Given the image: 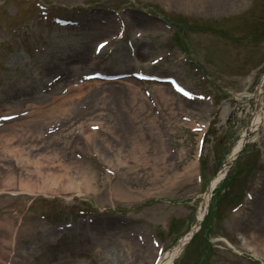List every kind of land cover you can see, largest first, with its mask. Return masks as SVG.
Masks as SVG:
<instances>
[{"label": "rangeland", "instance_id": "374dc122", "mask_svg": "<svg viewBox=\"0 0 264 264\" xmlns=\"http://www.w3.org/2000/svg\"><path fill=\"white\" fill-rule=\"evenodd\" d=\"M3 0H0V3ZM43 1V0H42ZM50 4H54V0H45ZM44 1V2H45ZM9 2V3H7ZM33 3L36 1H32ZM30 4H33V3ZM58 3H63L64 1L56 0ZM69 2V1H68ZM141 2L146 3V0H141ZM208 2V1H207ZM251 0H210V3H200L193 4L191 2L189 4L190 13L193 18V21L196 23L201 22L202 20L199 18H210V17H222L226 15H232L241 12L243 9L247 8V4H250ZM6 6L10 4H26V0H6ZM84 3L87 4V1ZM151 4H162L159 3V0H150ZM101 4H107L106 6L113 4L112 2H103ZM255 4H259V7L250 8L247 11L251 12L243 17H247L250 15V18L246 20H240L231 17L224 18L220 23L219 21L212 20L210 23L213 28H218V30L214 31L213 36L215 38L221 37V34L218 31H221L222 34H227L231 31L239 32L242 31L244 35L241 39L240 37H236L238 34H231L232 37L224 39L226 41L225 49H230L232 52L231 63H236L237 67H243L244 63L240 61L243 59L245 52L251 47L254 48L249 55L248 59H252L254 62V66H250L251 69L247 72H251L250 74H226V77H221L219 74H214L212 79V84L207 83L206 88L213 93L210 98L213 100V105H211V99L205 101L206 105L203 107L204 111V122L211 123L210 133L206 135L204 147L206 146L205 152L199 161V164L195 166H203L205 169V174L207 178H212L216 171L224 164L227 159L229 152L231 151L234 144L239 140L241 134L243 133V128L248 127L251 123V113L255 110L254 102L251 103V106H248V97L253 91V87L256 82L260 79V76L264 72V0H255ZM49 5V4H48ZM174 8H182L180 4H168L166 9ZM18 10V7L15 11ZM155 15V14H154ZM146 16V15H145ZM159 17V15H155ZM28 17V16H27ZM147 18V17H146ZM162 21L163 19L159 17ZM157 18L151 17V25L158 26L160 20ZM7 18H3L0 16V99L6 97L9 89L12 85L15 84V78L17 79H28L30 78L32 82L38 83V80L34 77V74H41L45 71L46 65L50 62H56L59 65H67L71 63L72 52L74 51L73 47L70 45H65L67 37L58 38L55 34L57 31H61L58 28H45L40 26H34V29H39L41 31H46L50 34L48 39H41L38 36V30H33V28H27V33L29 34V38L34 46H46L44 50L38 55H33L30 57V60L26 63H20L24 56L17 58L18 55L10 56L12 52H6L8 48L9 42L5 45L4 42H7L10 37H15L16 35H11L9 33V28L14 26L15 24L11 22L10 24H5ZM145 21L143 20H134L130 17V26L129 32L130 37L133 39L132 34L134 30L144 29H154L155 27H146ZM174 27L175 24L170 21ZM190 23V22H188ZM132 24H136L132 28ZM204 25V24H201ZM195 27L197 25H194ZM219 26V27H218ZM109 27H103L101 29L99 26H88L87 32L88 34L98 33L105 35L109 32ZM21 30V28L17 29V31ZM183 36L185 40H188L192 37V35L188 34L187 29H182ZM175 38L181 39L180 35H176ZM71 41H75V38L71 36ZM193 44V54L196 59L200 62H204V59L208 58H218L215 49L214 42L212 39L201 36L198 33H195L192 37ZM85 42L92 43L94 42L93 37H86ZM142 40H145L142 38ZM141 40L136 41V43ZM259 42V46L257 45ZM58 44H64L63 47H59ZM149 45V43H148ZM121 46L128 50L126 44L121 43ZM4 52H6L4 56ZM193 56V55H192ZM146 57L143 59L145 60ZM251 60H249L246 64L245 69L250 65ZM186 65V64H185ZM147 61L143 62H135L133 69L137 67H146ZM173 64L171 61L165 62L161 65V68L157 70L159 73H163V70H170ZM173 71L171 74L175 75L178 72L179 78L192 86L193 89H197L199 83L195 75L190 73L187 69V65L185 67H179L175 69L173 66ZM7 75V77L3 74ZM164 74V73H163ZM253 74V75H252ZM253 76V77H252ZM39 79V78H38ZM252 81V84L250 82ZM118 85V84H116ZM201 85V83H200ZM199 85V89L200 88ZM203 85V84H202ZM201 85V87H202ZM108 87L109 85L106 84ZM250 86L249 92L246 87ZM140 87L147 88L148 90H152V85L150 83H144L140 85ZM116 89V87H114ZM48 94V92H47ZM239 94L240 96H237ZM120 103V101L118 102ZM228 103V105H227ZM226 105L228 107L229 113L226 116V120L222 116V106ZM116 106L118 104L116 103ZM202 105H197L194 109L200 108ZM189 109V108H185ZM194 109H191L194 111ZM152 111V110H151ZM146 110H144L143 114H139V117L146 116ZM201 113V112H200ZM117 117L120 116V113L116 114ZM124 126L130 124L133 125L134 120L130 119L127 116H122ZM164 118L161 119V121ZM173 120V121H171ZM168 124H163L160 126L161 129L165 128L169 130L170 137L168 140L171 143L172 150H175L174 154L169 153L171 156L168 159V163L174 166V169L171 170V175H169L168 179L172 178L176 172L183 169V166L191 163L194 160V152L196 147V138L199 133H191L188 129V125L182 122H178L174 119H171ZM135 125V124H134ZM139 129L143 132H146L144 126H140ZM212 129L216 131V133H212ZM112 132H110L111 134ZM100 135V134H98ZM144 135V137H146ZM249 142L245 144L243 149L240 151L237 158H235L231 166L228 169L227 175L228 180L226 181V185L228 189H232L230 194L228 191L214 206L216 210L212 212L210 215L213 217L212 219V233H208L206 235V245L210 250V254L207 256L206 262V254L207 251L202 247L197 253L194 254L193 258L189 260L192 256L193 251L199 247L200 243L203 241L205 234L210 228L209 222L206 221L202 230L197 233L192 240L190 246H187L184 257L181 255L179 259L176 260L175 264H236V262L245 263V264H257L256 261L253 260L249 252L247 251L248 259L245 257V249L241 248L240 244H238V240L236 239V234L240 231L246 229L248 227H255L254 229L259 233L264 231V220L262 221V216L264 215V188L257 190L253 193L254 200L251 203L245 205L244 208L240 209V214L237 212L236 218L232 215H226L223 211V203H225V210L228 207H231L236 201L244 200L243 192L244 186L246 184L251 185L255 179L261 181L264 179V120L260 125L254 127L253 130L249 133ZM166 149V148H165ZM136 152L134 154L139 159V171L138 177L134 182L131 183V177H124L123 183L131 188H134L135 191H143L145 194L141 196V199L136 202H123L115 201L112 205L107 204V202H90V203H81L78 207H87L94 208L96 206L106 207L109 212L116 213L118 211L122 216H126L127 214H132L134 216H138V219L135 220L136 223L140 222V227L142 230L135 231L136 234L140 233L142 236V241L150 240L153 235L159 237L161 241L167 244V246H171L174 241L179 237L180 233L184 230L188 229L193 223H195L196 217L198 216L199 210L198 207L204 203V188H198L195 184L194 176L185 177L181 180L174 181L172 185L168 186L167 181L160 182L155 184L152 180V165H153V156L150 155V150L147 145L141 144L138 148H136ZM167 151V149H166ZM168 154V152H166ZM183 154V156H181ZM195 161V160H194ZM86 162H90L94 166H103V162L100 159H96V157H87ZM149 162V165L146 163ZM174 162H178V164H173ZM263 162V163H262ZM179 166H181L179 168ZM179 168V170L177 169ZM196 167L193 169L195 171ZM160 175H164L163 169L159 167ZM131 184V186H130ZM135 184V186H133ZM226 185H223L225 188ZM264 185V180H263ZM241 192V198H239V193ZM261 194V196H260ZM258 196L259 199H258ZM220 194L218 193L215 197V200L219 199ZM24 196L18 197L19 201H25ZM104 199V195L101 196ZM263 198V201H261ZM10 199L15 200L13 193H10ZM36 202V201H35ZM263 203V204H262ZM33 206V205H32ZM115 207V210H113ZM218 210V211H217ZM14 210H12V213ZM188 219V221H187ZM230 219V221H228ZM260 220V221H259ZM224 221H228L227 223ZM226 223V226L224 224ZM139 224V223H138ZM164 227L169 228L170 233H166ZM228 230V232H226ZM215 235H223L228 238L232 242L233 249L230 250V255L227 253H220L218 249L219 242L214 238ZM27 243L34 242L36 245H41L42 236L38 234L27 236ZM209 239V242H208ZM139 240V238H138ZM152 249L155 248L151 245ZM20 250V249H19ZM185 250V249H184ZM235 252L232 254L231 252ZM149 254V251H145ZM27 254L26 252L19 251L18 257L21 262L23 260L20 258L22 255ZM138 256V264H145V260H148V255L145 253H139ZM229 257V258H228ZM189 260V261H188ZM34 264H43V261H36ZM74 264H80L76 262ZM150 264V263H149ZM259 264V263H258Z\"/></svg>", "mask_w": 264, "mask_h": 264}, {"label": "bare ground", "instance_id": "6f19581e", "mask_svg": "<svg viewBox=\"0 0 264 264\" xmlns=\"http://www.w3.org/2000/svg\"><path fill=\"white\" fill-rule=\"evenodd\" d=\"M178 1L180 4L181 1L185 2V0ZM122 80L123 81L121 83H123L125 87L121 90H114L112 93L123 97L124 92L127 90V102L132 104L131 112H134L136 107L149 109L147 98L139 90V80H136L135 78ZM99 85V83H93L92 85L79 86L78 88L69 87L68 91L64 95L55 96L49 100L41 98L38 101L30 102L25 106L28 110L26 116L19 118L12 124L0 127V145L2 144V146H0V158L5 156L6 152L12 146L18 147L19 150V152L12 157V159H8L7 162L0 164V194L12 190L20 191L23 194H37L41 192L50 195H59L62 192H76L79 190L77 195H81L89 190L95 191L97 189L98 179L96 178V174L90 166H84L82 164L85 163L84 160H79L70 151L64 152V150L58 146H52L51 148L47 146L44 151L42 149L40 153L30 156L29 151L32 149L33 145L29 144V138L34 133H37L34 132L32 135L30 134L32 131L38 130V119L50 118L56 113L64 114L69 110V105L72 104L73 100L85 93L84 87L87 89L92 87L96 89L99 88ZM262 92H264L262 84L257 85L255 89V96L258 101L262 100ZM153 96L157 103H161L159 104L160 106L167 107L166 111H172L173 114L176 109L182 110V108L172 107L174 105L180 106L182 102L186 101L177 93L170 90L167 86H163L159 83L155 84ZM225 108L226 106H223V109ZM12 111L13 110L7 106L3 112L9 113ZM151 119L153 129L151 142L147 145V147L150 149V155L152 154L154 160L152 165L155 166L153 178L154 180H157L159 177L157 167L167 166L171 170L172 165L166 160L164 136L156 128V119ZM263 119L264 110L261 107H257L252 118V123L245 129L239 141L232 147L228 157V163L224 165L221 174L213 179L210 189L219 183L221 176L225 175L229 163L234 159L236 153H238L245 145V135L247 134V131L249 129L251 130L254 126H258ZM30 125H35V129L31 130ZM59 135L60 134L54 135L49 142H54ZM84 139L86 141H90L92 140V137L90 135H84ZM61 140L64 141L62 138ZM130 154L133 158H121L117 161V163L112 161L110 157L105 158V161L111 166H118L128 160H132L133 166H136L139 159L133 151H131ZM65 156L68 157L66 161L63 159ZM146 165H149V162H147ZM193 165L194 163L192 162L189 166L185 167L183 174H178L177 176L172 177L173 182L188 173L189 168ZM86 168L90 171H87ZM105 182V184L110 183L108 178H105ZM131 191L132 190H126L115 183H110L109 187L105 189L109 201L115 198V196L113 197L115 194L121 195L122 197H119L121 199L140 198L139 194L135 195V193ZM209 200V192H206L204 201L205 203H208ZM201 214L203 213L201 212ZM201 214L198 216L199 219L202 217ZM195 228L196 226L183 234L170 251L164 255L167 258L165 260H161L163 264H171L173 260L177 258ZM253 228L255 227L245 229L246 234L245 236L242 235L244 246L246 250L251 252V254L255 253L256 256L264 259V231L259 233ZM11 230L12 228L7 220L0 221V232L7 233Z\"/></svg>", "mask_w": 264, "mask_h": 264}]
</instances>
